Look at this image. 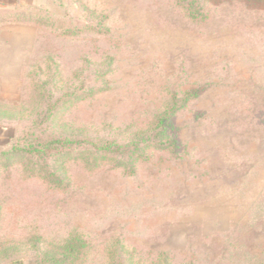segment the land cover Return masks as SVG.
I'll return each mask as SVG.
<instances>
[{"label": "rangeland", "instance_id": "obj_1", "mask_svg": "<svg viewBox=\"0 0 264 264\" xmlns=\"http://www.w3.org/2000/svg\"><path fill=\"white\" fill-rule=\"evenodd\" d=\"M196 3L0 0V264H264V0Z\"/></svg>", "mask_w": 264, "mask_h": 264}, {"label": "trees", "instance_id": "obj_2", "mask_svg": "<svg viewBox=\"0 0 264 264\" xmlns=\"http://www.w3.org/2000/svg\"><path fill=\"white\" fill-rule=\"evenodd\" d=\"M197 0H177V3L178 5L181 6V8L185 11V13L187 12V14L189 16H191L192 18H194V14L198 13L200 14L199 12V9L200 8H203V7H200L199 6V3H196ZM105 18L103 17H100V20H99V24L103 26V21H104ZM174 113V109L173 108H170V109H167L166 111H164V115H158L155 117V124H154V129L157 130V129H160V132H165L166 130H168L169 128V121H170V118L172 117ZM37 122V120H36ZM33 124H34V121H33ZM38 125V124H36ZM28 131H30L28 129ZM53 143H58L60 144V146L57 147V149H54V150H67V146L70 144V145H74V144H78L79 142L78 141H72L71 139H63L62 142L60 139H54L52 141ZM93 147V149L97 152H110L111 149H113V152H118V151H123L126 149V145H119V144H115L113 143V145H111L110 143L108 142H105L104 144H93V145H90ZM11 150H16V151H21L25 154H29V155H34L36 153H40V154H43L46 150L44 148V146L42 145V143L40 141H37L35 144H27L25 146H23L21 149H17L15 148V146L13 145L11 147Z\"/></svg>", "mask_w": 264, "mask_h": 264}]
</instances>
